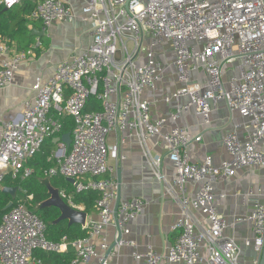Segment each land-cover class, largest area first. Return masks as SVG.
Segmentation results:
<instances>
[{"label":"built area","instance_id":"1","mask_svg":"<svg viewBox=\"0 0 264 264\" xmlns=\"http://www.w3.org/2000/svg\"><path fill=\"white\" fill-rule=\"evenodd\" d=\"M20 2L0 0V7L12 9ZM72 16V7L63 0H43L29 19L42 22L47 31ZM82 18L92 25L89 49L61 62L50 79H38L35 97L24 102L19 118L5 121L0 116V186L9 177L24 181L32 174L29 161L41 152L47 139L62 133L61 118L69 116L74 122L71 147L60 142L53 155L55 166L45 176L74 180L76 194L97 192L98 219L88 224L85 238H63L55 243L48 239L47 223L28 206L32 196L19 200L0 223V264H43L36 252L62 254L70 249L75 254L72 264H109L110 245L104 231L116 226L122 234H130L129 223L147 206L143 198L119 201L114 168L108 165L110 156L117 166L127 160L122 146L128 133L136 135L165 196L181 212L173 227L177 240L169 251L159 254L148 245L145 253L135 251L136 260L146 259L147 264H240L242 248L226 232L247 222L253 236L244 245L259 253L260 264L264 250L262 192L250 189L246 197L253 198L251 214L228 221L218 212L226 194L216 193L215 184L218 179L234 178L240 169L264 167V0H90ZM146 39L150 52L140 63ZM159 44L174 50L172 66L182 84L165 102L189 97L170 115L171 121L194 109L209 124L212 105L219 101L246 120L224 140L232 161L216 166L213 157L207 156L200 163L191 162L188 149L202 137L180 126L166 131L167 119H152V102L144 96L159 90L163 66L153 51ZM41 47L38 37L35 50ZM26 59V52L0 37V90L13 84L15 71ZM236 60L240 61L239 75L225 83V66ZM200 69L208 76L206 88L192 83L191 74ZM94 96L102 102V112L85 111ZM111 132L118 135L114 145L107 143ZM154 137L165 144L166 158L176 169L173 181L163 175V158L154 157L148 148V140ZM190 184H202L194 197ZM60 197L75 208L72 196L62 192ZM94 239H99L98 246ZM116 245L136 248V243L124 239H118Z\"/></svg>","mask_w":264,"mask_h":264},{"label":"crops","instance_id":"2","mask_svg":"<svg viewBox=\"0 0 264 264\" xmlns=\"http://www.w3.org/2000/svg\"><path fill=\"white\" fill-rule=\"evenodd\" d=\"M42 1L21 0L20 4L16 5L17 10L24 6H30L32 9ZM63 1L72 7V19L57 22L49 30L45 31L42 22L32 21L27 15L29 23L27 24L26 33L28 32L31 37L30 40L28 41L22 34V40L25 43L18 44L16 41L12 42L9 39L20 51L26 52L27 59L20 63V66L15 71L13 84L0 90V116L5 121L15 120L21 116L24 102L35 97L33 88L38 79L44 81L50 79L61 62L84 53L92 44V25L89 22H85L82 18L83 9L90 0ZM38 37L42 40V47L35 50ZM142 55H140V63L146 60V56L143 57ZM155 56L163 66L159 90L156 93L147 91L144 96L145 99L152 102V119H167L164 129L166 131L174 126H180L187 129L192 135L202 137L200 142H193L188 149L191 162L200 163L207 156L213 157L216 166H220L223 161H232V157L224 147V140L236 125L244 124L246 120L238 112L232 113L226 102L219 101L216 105H212L213 110L209 124H206L204 118L196 113L194 109L182 113L176 122L171 121L170 115L180 105L186 104L189 101V97H182L179 102H165V97L180 89L182 84L178 79L176 69L172 66L175 52L170 45L163 44L158 46ZM238 62L240 66V61ZM239 66L235 69L234 77L239 75ZM227 67L228 64L224 69V81L225 77L231 72ZM191 79L192 83H198L203 88L207 87L209 81L208 76L202 69L193 72ZM230 79H233V77ZM230 79L225 81V83H228ZM126 137L127 141L122 146V149L127 156V160L117 166L114 158L110 156L108 165L114 168L113 175L118 183L119 200L122 202L143 198L147 202V206L136 221L129 223L130 234H123V239L136 243V248L128 245L121 247L116 245L121 232L116 226L108 227L103 235L108 238L109 250L113 247L112 251L108 252L109 264H147L146 259L136 260L134 258L135 251L145 253L147 246L152 245L159 254H166L177 240L178 232L173 227L181 218V212L178 205L168 196H165L164 187L156 179L153 170L150 168L144 155V149L136 135L128 133ZM59 138L62 137L49 138L48 140H54L55 146L45 147L46 150L51 152L48 158L52 165L51 168L55 166L53 155L59 148ZM117 140L118 135L114 132H111L107 137L109 145L116 144ZM147 144L154 157L163 158V175L169 181H173L176 176V169L166 158L165 144L159 137L150 138ZM62 179L67 180L62 177L48 178L44 176L42 181L49 187L50 199L38 207L57 204L61 208L63 219L67 220L70 225H80L86 230L90 222L98 219L95 206L87 211L83 203L77 205L74 203L75 197L73 198V195H70L71 193L69 194L65 187L53 186V181ZM67 181L69 182V180ZM201 187L202 184H190V196L194 197ZM0 188H6V186L4 187L2 184ZM250 189H253L256 194L262 192V198H264V167L243 168L238 170L234 178L218 179L215 184L216 193L226 194V198L218 207L219 214L228 221H232L235 217H248L253 210V198L249 197L248 199L246 197ZM62 192L72 196L73 203L76 205L75 208L70 207L68 201L60 197ZM38 207H35L34 210L38 209ZM198 218L200 220L203 219L199 214ZM226 234L235 238L242 248V254L239 258L240 264H257L259 262V253L255 249L247 248L244 245L245 239L253 236L250 223L246 222L234 228L231 227ZM94 243L98 246L99 239H94ZM35 256L41 259L43 264H66V256H72L74 259L75 254L70 249L67 253L57 255L38 251ZM50 256H53V258L48 259ZM72 261L70 264H72ZM162 264L172 263L163 261Z\"/></svg>","mask_w":264,"mask_h":264},{"label":"trees","instance_id":"3","mask_svg":"<svg viewBox=\"0 0 264 264\" xmlns=\"http://www.w3.org/2000/svg\"><path fill=\"white\" fill-rule=\"evenodd\" d=\"M35 8L36 6L32 9L30 6H24L17 10V6H14L12 9L0 7V37L22 44L25 43L22 40V34L29 41L31 37L28 32L26 33L27 24L29 23L26 16L30 15ZM85 111L102 112V102L95 96L91 97L86 105ZM61 122L63 124V131L59 137H63L65 134L73 132L74 122L72 118L64 115L61 118ZM49 146H55L53 139H47L41 152L29 161L28 167L33 171L31 175H29L24 181L21 179L12 180L7 178L4 181L3 186L18 188V198L14 202V206L19 200H24L27 199L28 196H32L33 199L28 202V206L47 223V234L50 241L60 243L63 238H67L69 241L85 238L87 231L83 229L82 226L74 224L70 225L67 220L63 219L61 216V208L57 204L38 207L50 199L49 187L42 181L45 176V171L52 167L51 163L48 161L51 152L45 149V147ZM53 186L65 187L67 191H69V194L71 193L70 195H73V198L75 197L74 203L76 205L83 203L86 206L87 211L95 206L96 201L99 198L97 192L76 194L74 185L64 179L53 181ZM3 189L4 188H0V223L3 217L10 212L11 209L6 210V207L12 202V197L9 194H6ZM35 207H38V209H35L36 211L34 210ZM52 258L53 256L48 257V259ZM72 259V256H66V264H70Z\"/></svg>","mask_w":264,"mask_h":264},{"label":"water","instance_id":"4","mask_svg":"<svg viewBox=\"0 0 264 264\" xmlns=\"http://www.w3.org/2000/svg\"><path fill=\"white\" fill-rule=\"evenodd\" d=\"M58 141L64 143L66 145V147L69 149L71 147V144H72V133L65 134L62 138H59ZM69 182L72 184L75 183V181L72 179H70ZM18 191H19L18 188H9V187L4 188V192L6 194H9L12 197V202L6 207V210H10L13 207L14 202L17 200V197H18ZM68 210H71V209H68ZM122 239H123V234H122V232H120L119 241ZM114 246H116V245H114ZM112 249H113V247H112ZM112 249L109 251L111 252ZM260 264H264V250L262 253Z\"/></svg>","mask_w":264,"mask_h":264},{"label":"rangeland","instance_id":"5","mask_svg":"<svg viewBox=\"0 0 264 264\" xmlns=\"http://www.w3.org/2000/svg\"><path fill=\"white\" fill-rule=\"evenodd\" d=\"M149 42L150 40L146 39L145 43L143 44L144 48H143V57H145L147 55L148 52H150V46H149ZM163 45V44H159L158 46ZM158 46L156 48L153 49V51L155 52L158 48ZM129 47L132 48L133 44L130 42L129 43ZM239 60L233 61L231 63H228V67L227 69H229L231 72H229V74L227 75V77H225V81H227L228 79H230L231 77L234 78V74H235V69L239 66Z\"/></svg>","mask_w":264,"mask_h":264}]
</instances>
